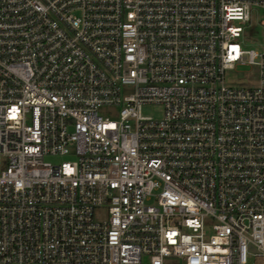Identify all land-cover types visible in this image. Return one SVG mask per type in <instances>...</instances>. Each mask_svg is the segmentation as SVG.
I'll use <instances>...</instances> for the list:
<instances>
[{"label":"built area","instance_id":"obj_1","mask_svg":"<svg viewBox=\"0 0 264 264\" xmlns=\"http://www.w3.org/2000/svg\"><path fill=\"white\" fill-rule=\"evenodd\" d=\"M253 9L0 0V264H264ZM246 66L256 86L226 84Z\"/></svg>","mask_w":264,"mask_h":264},{"label":"rangeland","instance_id":"obj_2","mask_svg":"<svg viewBox=\"0 0 264 264\" xmlns=\"http://www.w3.org/2000/svg\"><path fill=\"white\" fill-rule=\"evenodd\" d=\"M264 13L260 9H253L251 19L244 27V40L247 49H254L258 52L264 51V28L261 21ZM226 84L230 86H256L259 82V69L256 66L238 67L228 72L225 78ZM119 109L117 107L104 106L99 110L100 115L110 119H116ZM142 115L161 119L163 117V107L158 104H146L142 107ZM67 156H46L45 161L52 164H61L68 161Z\"/></svg>","mask_w":264,"mask_h":264}]
</instances>
